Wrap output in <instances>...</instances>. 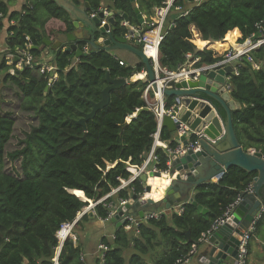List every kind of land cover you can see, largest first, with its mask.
<instances>
[{"label":"trees","instance_id":"trees-1","mask_svg":"<svg viewBox=\"0 0 264 264\" xmlns=\"http://www.w3.org/2000/svg\"><path fill=\"white\" fill-rule=\"evenodd\" d=\"M67 1L78 8L89 3V14L99 12L101 7L112 10L116 18L112 31L114 35H124L128 30L121 24L124 14L129 16L131 24L139 25L138 6L154 20L155 7L165 0ZM184 1L179 0L191 11L176 17L175 25L167 29L159 46L160 64L170 71L179 70L187 62L188 53L200 58L196 66L222 60L228 51L244 45L255 24L264 18V0H204L193 6ZM53 19L65 25L55 30L57 33L75 29L71 10L60 0H25L19 10H12L7 1L0 0V33H6L7 48L0 57V74H4L3 83L11 82L19 90L21 108L34 112L38 119V125L21 142L23 147L11 153L13 159L22 157L24 176H19L4 171V149L14 136L16 119L12 113H0V264H54L61 225L74 221L90 203L119 187L120 178L129 179L132 172L128 167L142 166L158 130L152 110L143 109L128 121L130 115L148 106L144 98L148 83L143 79L132 80L146 69L141 61L128 62L105 48L97 50L90 46L80 57L74 51L60 48L52 60L58 78L48 90V79L39 73V66H27L18 74L10 72L15 66L7 63L9 51L16 53L18 48L31 43L36 47L30 48L33 55L37 59L42 56V48L46 47L44 39L54 33L46 25ZM78 43L81 49L87 45L85 40ZM250 55L260 64V69H254L244 57L240 75L233 76L232 96L242 104L233 112V122L241 145L264 153V47ZM107 72L112 79L122 78L128 83L113 89L110 103L98 110L94 118L86 120L84 127L79 121L101 100L103 90L109 85ZM152 91L148 94L153 95ZM192 139L196 140L197 135ZM160 140L170 148L177 146L167 127H162ZM156 154L158 170L169 171L168 151L157 147ZM256 175L254 171L234 166L218 182L199 185L194 198L208 208L205 215L186 201L182 213L168 209L170 213L159 218L140 221L138 237L119 227L115 238H102L108 249L104 261L97 258L94 264H176L193 244L199 243L202 234L224 215ZM143 191V180L138 177L99 203L95 207L96 215L107 218L109 203ZM89 216L84 214L77 227L89 220ZM263 225L264 212L256 234ZM259 246L264 249L263 244ZM128 248L135 252L126 258L124 251ZM250 248L251 243L249 256ZM81 252L80 243L67 239L59 264H88Z\"/></svg>","mask_w":264,"mask_h":264},{"label":"water","instance_id":"water-1","mask_svg":"<svg viewBox=\"0 0 264 264\" xmlns=\"http://www.w3.org/2000/svg\"><path fill=\"white\" fill-rule=\"evenodd\" d=\"M140 22L144 17L139 8H136ZM105 17L104 12L98 16L82 21V26H88L82 31L59 33L56 40L47 38L44 42L52 50L56 51L66 47L67 51L76 52V57L83 54L78 41L85 40L94 49L105 48L110 51L125 50L136 55L145 65L146 74L143 77H132V80L143 79L152 84L155 91H160L164 103V109L170 110L165 113L160 121V129L167 127L172 133L177 132L182 123L189 126L199 140V148L189 147L187 153L172 156V170L168 174L161 171H150L141 176L144 182L142 193H132L127 203L114 205V215L111 221L118 226L124 225L126 218L121 216H134L137 208L136 219L144 220L146 210L152 206L165 205L167 209L178 207L180 199L190 194L191 190L201 184L218 182L228 170L234 166L241 167L249 172H256L249 189L240 192L242 200L234 208L230 219L220 225L208 237L197 244L196 253L199 254L192 264H238L239 246L245 231L252 225L256 216L264 210V153L245 149L238 140L233 122V112L242 107V104L232 96V92L226 87V75L232 72L231 65L202 72L199 76L192 75L190 78L175 82L173 87L159 84L161 74L156 71L151 57L142 47L133 44L122 35H114L112 25L116 22L114 16H110L106 25L101 26V20ZM126 21H130L127 14L123 15ZM80 20V19H79ZM79 28L80 21H74ZM128 33L133 34L131 24L127 26ZM36 48V47H32ZM21 70L10 69L11 73L17 74ZM109 85L103 90L102 98L93 104L90 113L79 121L84 127L88 119L95 117L98 110L103 109L110 103V93L113 89L121 88L128 80L112 79L107 72ZM48 90V88H46ZM167 98V101H166ZM168 99H170L168 101ZM128 117L131 121L141 110ZM183 146H189L187 135L181 137ZM178 171V173H175ZM163 177L170 179V183L164 189V196L155 200L149 194L153 189L149 177ZM104 197L103 199H106ZM188 203L197 207L201 214H207L208 208L199 204L193 196L189 197ZM94 217V212L89 214ZM190 232H188V235Z\"/></svg>","mask_w":264,"mask_h":264},{"label":"built area","instance_id":"built-area-1","mask_svg":"<svg viewBox=\"0 0 264 264\" xmlns=\"http://www.w3.org/2000/svg\"><path fill=\"white\" fill-rule=\"evenodd\" d=\"M189 2L193 5H198L202 3L203 0H189ZM174 7H175V10L179 12V16H186L191 11L190 7L182 3H179V0H165L161 6L155 8V20L152 22L150 21L143 22V23H146L150 27L149 29H145L144 25L136 26V27H133L134 33L132 35L127 33L125 37L128 38L129 40H134L137 44L141 45L146 52L150 49H153L154 47L156 48L158 52L160 43L164 39L165 33L167 32V31L164 32L165 25L167 24V21L169 20V17L172 13V9ZM104 13H105V17L101 20V26L106 25L108 21L107 18H109L111 15H114L113 14L114 12L109 9H106ZM97 15H98V12L92 14V17H95ZM129 24L130 23L126 20L122 21L123 26H128ZM170 25L171 26L175 25V21H173ZM149 33H153V36L151 37ZM260 47H264V18L255 24V30L248 36L247 42L244 45L240 46L239 48H236L235 50L232 49L228 51L222 60L214 64H203L200 66H196V63L200 61V58L199 57L194 58L192 53H188L186 55L187 63L191 61L190 64H188L187 66H182L177 71H170L162 67L158 59H155L153 56H151V58L153 60V65L156 71L159 72V74H161L160 80L158 81L159 84L166 86V87H173L175 82L181 79L190 78L192 75L197 77L202 72H207L213 69H218L221 67L231 65L233 67V70L231 73H228L226 75V87L228 91L231 92L233 76L240 75L241 63L244 57H246L252 63L255 69L260 68V64L256 63L250 55L252 51ZM30 48H31V44L27 43L24 48H18L16 53L9 51L7 54V60L9 61V64L17 66L18 69H23L27 66L31 68H35L36 66H39V73L46 76V78L48 79V87H51L58 78L56 66L53 63L42 62L41 60L37 59L31 52ZM89 50H90V46L86 45L84 48V51L88 52ZM150 89L153 90L152 84H149L147 87V90L145 92V99L147 101L148 106L151 107L152 110H155L154 112L156 113L158 119H161L163 115L165 113H169L170 110H165L163 108V101L161 99L162 94L160 91L153 90L155 95L160 98L162 107H158L157 105H154L151 103V101L149 100V94H148ZM177 133H178V138L180 139L184 135H187V136L191 135L193 131L190 130L188 125H186L185 123H182ZM154 138H155L154 145L150 153L148 154V157L145 160L144 164L141 167H136L135 171L133 172V175L129 179L120 178L121 185L114 190L115 192L129 185L132 181L140 177V175L144 173L145 171L150 172V171L158 170L157 165H156L159 161L158 155L156 154L157 147L165 148L168 151L170 156L174 154H177V155L185 154L187 153L189 147L196 148V149L199 148L198 138L190 142L187 148H185L182 145V143L178 144L175 148H170L166 143H162L163 141L162 142L160 141V129L159 128L157 132L154 134ZM252 151L254 152L255 149H252ZM151 164L153 166H151ZM128 169L130 171L133 170L130 167H128ZM110 195L111 193L108 194L106 197ZM241 200L242 198L241 196H239L233 203H231L227 207L224 215L216 219L214 223L212 224V226L209 228V230H207L206 232L202 234V237L199 239V242L205 240L208 237V235H210L220 225L224 224L228 219H230L234 208L236 207L237 204L240 203ZM102 201H104V199L96 202L93 206L97 205L98 203ZM127 201L128 199H121L120 205L127 203ZM108 206L111 209L113 208V205L111 203ZM181 211H183V209ZM263 211L264 210H262L260 215L256 216L252 225L245 231L243 235V238L239 246L238 264H249L250 240L256 234L257 223L261 219ZM113 213L112 211H110L108 218H110L113 215ZM159 217H161L160 212H152V213L145 215V218L147 219L159 218ZM126 221L127 222H126L125 228L127 230L135 229V231L139 234V230H138L139 222L136 220V218H134L132 215H128L126 216ZM75 226H76V221H66L61 225L60 229L57 231L59 246L56 251V256L53 259L54 264H59V256H60L64 242L67 239H73L74 241L77 240V235L74 233ZM100 248L103 250H107V247L104 244L100 245ZM196 250H197V244L195 243L193 244L192 249L189 251V253L179 258L176 261V264H189L192 257L195 255ZM82 258H84L83 255H82Z\"/></svg>","mask_w":264,"mask_h":264},{"label":"crops","instance_id":"crops-1","mask_svg":"<svg viewBox=\"0 0 264 264\" xmlns=\"http://www.w3.org/2000/svg\"><path fill=\"white\" fill-rule=\"evenodd\" d=\"M62 3H64L66 6H67V8L68 9H70L71 10V13H72V17H73V23H74V21H80V25H79V28H76L75 27V29L73 30V31H82V29H85V28H87L88 26H86V25H84V26H82V23H81V20L82 21H84V20H86L87 19V16H89L90 18H92V14H89L88 12H87V9L88 8H90V6H89V3H86L85 4V8H78V7H73L72 5H71V3H68V1L67 0H60ZM204 1V0H203ZM9 4H10V6H11V9L12 10H19L20 8H17L16 6L14 7L13 5L14 4H11L9 1H7ZM22 5L24 4V2H25V0H22ZM185 3H187L188 5H190V6H192L193 4H191L190 2H189V0H185L184 1ZM179 3H181V2H179ZM203 3V2H202ZM182 4H184V3H182ZM201 4V3H200ZM22 5H21V7H22ZM199 5V4H198ZM138 7V6H137ZM139 8V7H138ZM156 8V7H155ZM106 9H108V8H106V7H101V9H100V11L98 12V13H100V12H105V10ZM110 10V9H109ZM140 10V9H139ZM141 12V11H140ZM142 13V12H141ZM142 15H143V17H144V21H150V22H152V21H154L153 19H150L149 17H148V15L147 14H144V13H142ZM154 16H155V10H154ZM176 17H179V12H177L176 10H175V7L172 9V13H171V15H170V17H169V20L167 21V24H166V28H168L169 27V25L173 22V21H175L176 20ZM80 19V20H79ZM138 25V24H137ZM137 25H135V26H137ZM145 26V28L148 26L146 23H140L139 24V26ZM75 26V25H74ZM63 27H65V25H64V23L63 22H61V21H59V20H50L48 23H47V25H46V28L49 30V28H57V29H60V28H63ZM72 32V31H71ZM57 34H59V33H57V31H55L54 30V33H50V38H47V39H49V40H52V41H55L56 40V36H57ZM5 38H6V33L5 32H3L2 34L0 33V45H2V46H4L3 48L5 49ZM46 45V44H45ZM88 45V44H87ZM89 46V45H88ZM33 47V46H32ZM67 46H64L63 48H66ZM42 48V47H41ZM42 50H43V53H42V56L39 58V60H41L42 62H49V63H52V60H53V57H54V54H55V51L54 50H52L49 46H47L46 45V47H43L42 48ZM125 52H129V51H125V50H116L115 51V53L117 54V55H119L122 59H124V60H126V61H128V62H131V63H136V62H139L140 61V59L135 55V56H131V55H128V53H125ZM190 62L191 61H189L188 63L186 62L183 66H187L188 64H190ZM8 64H9V61L7 62ZM10 65V64H9ZM17 67V66H16ZM255 69V68H254ZM260 69V68H259ZM17 70V69H16ZM22 70V69H21ZM139 74V73H138ZM140 74H143V76L146 74V69L145 70H143L142 72H140ZM136 75V74H135ZM134 75V76H135ZM137 76V75H136ZM8 84H11V83H8ZM13 85V84H12ZM153 92V95H149V100L151 101V103L152 104H154V105H157L158 107H160L161 106V102H160V98L158 97V96H156L155 95V93H154V91H152ZM144 98H145V96H144ZM146 100V99H145ZM166 101H167V98H166ZM147 102V101H146ZM164 102V101H163ZM165 103V102H164ZM151 108V107H150ZM149 110H152V108L151 109H149ZM152 111H155V110H152ZM193 135H195L194 133H192L191 135H189L188 136V139H189V141L190 142H192L193 141V139H192V137H193ZM173 136H174V138L176 139V141H177V145L178 144H180V143H182V145H183V142L181 141V138L179 139L178 138V133L177 132H173ZM196 137V136H195ZM161 141V140H160ZM162 142V141H161ZM162 143H166L167 145H168V143L167 142H162ZM169 146V145H168ZM173 156V155H172ZM172 156H171V160L169 161V165H170V167H171V169L169 170V171H162L163 172V174H168L171 170H172ZM148 157V156H147ZM144 164V163H143ZM142 164V165H143ZM151 166H153L152 164H151ZM131 167H134V168H132L133 170H131V172H132V175H133V172L135 171V168H136V166H131ZM145 173H149L148 171H145L144 173H142L141 175H140V178H141V176L143 175V174H145ZM175 173H178V171H175ZM151 178H153V177H149V180L151 179ZM165 178H168V177H166L165 176ZM143 185H144V182H143ZM249 188V187H248ZM247 188V189H248ZM195 192H196V188L195 189H193V190H191V192H190V194H188L187 196H185V197H183V198H181L179 201H180V204H179V206L178 207H174L173 206V204H172V207L170 208L171 209V211L170 212H172V211H176V212H178V213H182L183 211H184V208H183V206H184V203L186 202V201H188L189 200V197L190 196H193L194 197V194H195ZM111 195H116V192L115 191H113L112 193H111ZM241 196V195H240ZM130 197H131V195H130ZM129 197V198H130ZM129 198H127L128 200H129ZM121 199H123V198H119V199H117L116 200V202L115 203H111L113 206L114 205H120V200ZM142 209V207L141 208H137V211H136V213H135V215L133 216L134 218H136V216L138 215V211L139 210H141ZM183 209V211H181ZM110 211H112V213H113V211H115L114 210V208H112V209H110ZM152 212H160L161 213V215L163 214V213H170V212H168V209L166 208V206L165 205H162V206H152V207H149L148 208V210H146V213H145V215H147V214H149V213H152ZM113 215H114V213H113ZM112 215V216H113ZM111 216V217H112ZM90 217V220H92V221H94V222H96L95 224L99 227V228H101L102 229V232L100 233V237H99V243H98V246H97V249H98V251H97V253H96V255H95V257H94V261H93V263L92 264H94L95 263V260L97 259V258H99L102 262L104 261V254H105V252L107 251V250H103V249H101L100 248V245H102V244H104L106 247H107V245L104 243V242H102V238L103 237H107L109 240L110 239H113V238H115V234H116V231H117V229L119 228V227H121V226H118L117 225V223H115V222H112L111 221V217L110 218H108L107 217V219L106 218H100V216H97L96 215V211L94 210V217H91V216H89ZM126 217L125 216H121V220H124ZM137 220V219H136ZM147 220H149V219H147V218H144V220H142V221H147ZM86 221V220H85ZM138 221V220H137ZM84 222V221H83ZM82 222V223H83ZM140 223V222H139ZM124 228H125V226H126V224L125 225H122ZM126 229V228H125ZM127 230V229H126ZM128 232H130V231H132V234L134 233V236H136V237H138L139 236V234L135 231V229H131V230H127ZM254 240H255V242H254ZM75 243L77 244V243H80V245H81V249H82V252H81V255H83L84 256V258H85V260H87V262H88V264H91L90 262V260H89V253H88V251L87 250H85L83 247H82V244H81V238L80 237H78V239L75 241ZM263 244L264 245V235L262 236V230H260V232H258L257 234H255L254 235V239L252 240V242H251V248H250V256H249V258H250V264H264V249H262L260 246H259V244ZM107 249H108V247H107ZM129 249V248H128ZM128 251V250H127ZM135 252V249H133V248H130L129 249V251L128 252H126V254L127 255H129L128 257H130V255H132V253H134ZM198 254H199V250H198V253L197 254H195L193 257H192V259H191V261H190V263L189 264H192L193 263V261L197 258V256H198ZM161 255V254H160ZM55 256H56V254H55ZM82 257V256H81ZM102 258V259H101ZM148 258V256H146V259Z\"/></svg>","mask_w":264,"mask_h":264},{"label":"rangeland","instance_id":"rangeland-1","mask_svg":"<svg viewBox=\"0 0 264 264\" xmlns=\"http://www.w3.org/2000/svg\"><path fill=\"white\" fill-rule=\"evenodd\" d=\"M9 1L13 6L20 8L22 5V0H5ZM13 23V21H11ZM52 29L57 30V28H49L50 31ZM4 46L0 45V57H2V53ZM128 55L135 56L131 52H125ZM3 73L0 74V113H12L13 117L16 119L15 127H14V136L13 138L5 145L4 149V171L12 174H16L19 176H24L22 171V157L17 159L11 158V153L16 150H19L23 147L21 143L28 133L31 132L32 128L38 125V119L35 117L34 112L25 111L21 108V99L18 95L19 90L12 84L3 83ZM11 83V82H9ZM91 206V203L89 204ZM85 207L89 213L93 212V210H89V207ZM96 222L92 220H86L81 225L77 227L75 226L74 233L77 237L81 238L82 247L88 251L89 260L92 264L94 261V257L98 251L97 246L99 243L100 233L102 229L99 228ZM262 236L264 235V225L262 227ZM250 240V243L252 242ZM255 242V240H254ZM130 249V248H129ZM129 249H127L129 251ZM127 250L124 251V255L128 258L129 255L126 254ZM250 264V258H249Z\"/></svg>","mask_w":264,"mask_h":264},{"label":"bare ground","instance_id":"bare-ground-1","mask_svg":"<svg viewBox=\"0 0 264 264\" xmlns=\"http://www.w3.org/2000/svg\"><path fill=\"white\" fill-rule=\"evenodd\" d=\"M139 26V25H137ZM132 27H136L135 25H132ZM149 29V28H145ZM149 35L152 37L153 33H149ZM147 53L150 56H153L155 59H158V52L156 48L150 49L147 51ZM137 75V76H136ZM134 77H143V74H136ZM149 182L152 184L153 189L150 192L149 196L154 198L155 200H160L164 196V189L167 187V185L170 183V179L163 177H153L149 180Z\"/></svg>","mask_w":264,"mask_h":264},{"label":"clouds","instance_id":"clouds-1","mask_svg":"<svg viewBox=\"0 0 264 264\" xmlns=\"http://www.w3.org/2000/svg\"><path fill=\"white\" fill-rule=\"evenodd\" d=\"M98 15H99V13H98ZM98 15H97V16H98ZM100 25H101V24H100ZM169 26L172 27L171 25H169ZM173 26H174V25H173ZM170 27H168V28H170ZM168 28H166V25H165L164 32H166ZM165 34H166V33H165ZM30 44H31V43H30ZM87 44H88V43H87ZM88 45H89V44H88ZM32 46H33V45L31 44V48H32ZM89 46H91V45H89ZM139 46L142 47L141 45H139ZM84 48H85V47H84ZM142 48H143V47H142ZM4 50H7V48H6V49H3V51H4ZM82 50H83V53H84V49H82ZM143 50H144V49H143ZM158 52H159V51H158ZM7 54H8V53H7ZM7 54H6V59H7ZM147 54H148V53H147ZM158 54H159V53H158ZM148 55H149V54H148ZM192 55H193V54H192ZM150 57H151V56H150ZM193 57H194V56H193ZM194 58H196V57H194ZM151 60H152V58H151ZM158 61H159V55H158ZM7 62H8V60H7ZM152 62H153V60H152ZM159 63H160V61H159ZM197 63H198V62H197ZM197 63H196V64H197ZM202 65H203V64H202ZM14 66H15V65H14ZM14 69H17V70H18V68H17L16 66H15ZM19 70H21V69H19ZM230 73H231V72H230ZM227 74H228V73H227ZM148 85H149V83H148ZM47 88L49 89L50 87L47 86ZM231 92H232V91H231ZM161 99H162V97H161ZM162 101H163V100H162ZM147 105H148V104H147ZM148 107H149V106H148ZM160 107H162V106H160ZM149 108H150V107H149ZM163 108H164V102H163ZM150 109H151V108H150ZM153 112H154V111H153ZM154 113H155V112H154ZM155 114H156V113H155ZM156 118H157V121H158V128L160 129V121H159L160 119H158L157 115H156ZM160 131H161V129H160ZM177 132H178V131H177ZM193 141H194V140H193ZM154 142H155V141H154ZM255 151H256V150H255ZM140 167H141V166H140ZM130 168H134V167H131V166H130ZM158 171H159V170H158ZM130 172H131V171H130ZM131 176H132V175H131ZM250 185H251V184H250ZM249 187H250V186H249ZM117 188H118V187H117ZM248 189H249V188H248ZM114 190H115V189H114ZM114 190H113V191H114ZM113 191H112V192H113ZM112 192H111V193H112ZM109 194H110V193H109ZM106 196H107V195H106ZM106 196H105V197H106ZM110 196H111V195H110ZM108 197H109V196H108ZM108 197H107V198H108ZM103 198H104V197H103ZM103 198L100 199V200H103ZM107 198H106V199H107ZM106 199H104V200H106ZM100 200H99V201H100ZM97 202H98V201H97ZM102 202H103V201H102ZM95 203H96V202H92V203H91V206L89 205V206H90V207H89V210H93V212H94L95 207L99 204V203H98L97 205L93 206ZM100 203H101V202H100ZM109 204H110V203H109ZM109 204H108V205H109ZM113 208H114V206H113ZM110 209H111V208H110ZM109 212H110V211H109ZM263 212H264V211H263ZM86 213L90 214V213H89L87 210H85V208H84V210H82V211L78 214L77 218H76L74 221H76V223H77V222L81 219V217H82L84 214H86ZM126 222H127V221H126ZM126 222L124 223V225L126 224ZM77 239H78V237H77Z\"/></svg>","mask_w":264,"mask_h":264},{"label":"flooded vegetation","instance_id":"flooded-vegetation-1","mask_svg":"<svg viewBox=\"0 0 264 264\" xmlns=\"http://www.w3.org/2000/svg\"><path fill=\"white\" fill-rule=\"evenodd\" d=\"M114 14V13H113ZM112 16H114L115 17V15H112ZM109 18H107V20H108ZM124 19V18H123ZM125 20V19H124ZM129 23H130V21H128ZM107 23H109L108 21H107ZM106 23V24H107ZM141 23V22H140ZM143 23V22H142ZM122 24V23H121ZM131 24V23H130ZM131 25H133V24H131ZM123 26V25H122ZM125 27H127V26H125ZM127 33H128V30H127ZM127 33H125L124 35H122V36H125ZM130 42H132L133 44H135V45H138L139 46V44H137L134 40H130Z\"/></svg>","mask_w":264,"mask_h":264}]
</instances>
